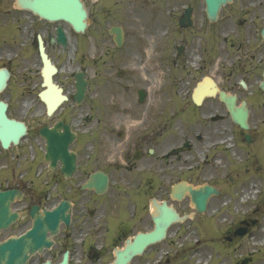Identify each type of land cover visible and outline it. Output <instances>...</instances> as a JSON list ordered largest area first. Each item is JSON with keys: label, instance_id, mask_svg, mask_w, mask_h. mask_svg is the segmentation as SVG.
<instances>
[{"label": "flooded vegetation", "instance_id": "af4514ba", "mask_svg": "<svg viewBox=\"0 0 264 264\" xmlns=\"http://www.w3.org/2000/svg\"><path fill=\"white\" fill-rule=\"evenodd\" d=\"M136 2L137 0H83L89 24L82 40L90 38L93 27L107 33L100 35L99 41L112 42L109 27L122 21L121 8L132 7ZM141 2L151 7L154 17L162 16L161 26L169 58L175 57L176 47L181 46L182 57L177 61L193 62L196 72L206 70L213 74L219 87L234 94L238 102L243 99L240 90L255 86L254 99H246L249 112L247 130L235 125L228 113V118H223L220 113L210 115L212 120L224 119L222 125L225 131L219 137L227 134L235 138L246 162L250 159L257 161L258 154L263 153L264 145V113L260 109L261 104L264 107V92L258 87L264 67V40L261 36L264 0H230L220 8L213 20L206 15L203 0ZM59 25L65 32L67 44L64 47L58 43ZM72 35V29L67 24L48 21L37 15L27 6V0H0L1 58L31 64L41 63L38 48L40 36L46 53L56 63L60 59V50L64 53L68 44L75 41ZM30 73L32 75L26 77V87L30 86L29 92L38 94L43 88L42 75L40 71L31 70ZM53 79L68 95V101L62 105L61 111L79 108L80 105L71 100L73 76L65 75L59 70ZM239 79L244 80L245 88L239 84ZM41 105L45 106L44 103H39ZM140 105L141 103H132V111L125 109L123 113H111L113 109L104 112L103 125H107V121H112L113 118L120 127L117 131L118 139L111 144L117 149L116 153L99 144L96 150L83 151L80 148L86 141L80 146L77 135L71 144L77 154V166L70 177L65 178L59 166L53 170L45 166L37 173L34 172L31 181L24 175L17 176L13 173L6 182L0 184V187L20 190L22 196L11 203V208L18 217L0 231V239L23 232L30 226L29 212L32 206L45 207L51 203L56 204L63 198L71 201L69 226L62 225L53 238L51 249L32 255L27 264H42L45 259L57 261L64 250H68L69 264H106L107 256L112 255L114 246L122 244L135 232L151 227L155 209L150 197L157 196L159 202L166 200L163 199L164 194L170 188L174 175L166 166L170 163L169 156L165 157L168 161L165 164L155 155L154 126L151 124L153 120L147 117L148 111L140 118L138 109L135 108ZM203 106L214 110L222 107L221 110L226 111L217 96L207 98L198 107L192 104L194 115ZM58 120L69 123L71 130L75 129L73 121L64 117L60 119L59 116L51 120L49 125L53 126ZM100 121L98 118L97 122ZM40 126L41 124L28 125V130L31 134L34 132V138L44 144L38 134ZM94 132L102 135L109 132V129L101 128L97 123ZM87 147L86 143L85 148ZM254 168L260 170L264 166L257 164ZM96 170H103L108 175L107 189L103 194H97L92 189H81L84 180ZM178 208L181 212L182 208L179 205ZM181 228H185L184 222L174 227L175 233H181ZM154 249L153 246L149 247L142 256L136 257L129 264H153L156 254H160V251L155 253Z\"/></svg>", "mask_w": 264, "mask_h": 264}, {"label": "rangeland", "instance_id": "374dc122", "mask_svg": "<svg viewBox=\"0 0 264 264\" xmlns=\"http://www.w3.org/2000/svg\"><path fill=\"white\" fill-rule=\"evenodd\" d=\"M145 9L131 8L132 12L135 13V17L127 24L129 36L119 50L111 45H97L100 43L98 40H90V43L87 44L86 42L84 46L80 45V43L71 46L70 55L59 59V61H62V64H64L62 70L66 68V72L77 69V66H80V68L85 66L87 68L86 74L91 79V84L86 103H88V105L91 104L90 107L92 109H82L84 106L83 104L77 110L72 111L68 109L63 112L60 111V114L66 116L72 113L74 117L78 119V122L80 121L81 135L87 134L84 131V119L87 118V120L90 121L91 128L94 127L95 115L102 109V106L96 104H104L111 108H121L123 107L121 104L137 102L136 89L143 88L148 96L146 99L148 102L147 109H154L155 125L161 126L166 122V126L162 127L163 130L155 136L157 147H159L162 152L166 150L167 147H165V145L168 144V141L173 140V136H175L181 127H185L193 134L199 129L201 133L206 132V136L204 137L206 140H214V138H216L215 129L220 126L222 120L216 123H204L200 122L201 120L198 123H188L187 120L193 119L195 116H192L188 111L179 115L172 111L177 119V124L173 121L169 123L170 111L169 113H165V109H173L175 103H183L189 99L190 93L186 94V87L189 86V88H192L200 76H198L197 73L193 74L191 72L190 74L182 70L177 72L176 69L173 68V70L169 67V64L164 60V46L160 39L161 37L158 36L154 38L155 40L149 39V35L153 33L154 25L152 23L150 24L148 18L149 12L147 8ZM127 10L129 11L128 7ZM92 31L94 30L92 29ZM159 32L161 31L156 30L155 34L158 35ZM133 35H135V37ZM94 37V34L91 33V38ZM7 65L11 69V76L8 79L7 88L0 94V99L6 98L8 94H11L9 100L10 115L17 119L26 120V122L32 126L44 121L48 122V118L40 115L42 108L39 106L36 107L34 104L32 105L34 95L32 93L27 94V92H22V88L26 86V77L31 75L29 72L31 68H22L23 62L20 60L7 63ZM38 66L39 65L33 66L32 68L36 70ZM192 68L193 67H191V69ZM118 71H122L120 76H117ZM169 73H171V77H168ZM53 118H55V116ZM202 120L204 121V119ZM116 128L115 123H112V138L109 140L104 138L106 150L111 149L110 144L115 140V137H117L115 134ZM189 132L187 137L191 138L194 144L189 151L183 153V159L180 162V170H186V177H190L193 184H198L202 179H197V174L193 175L196 173L195 169H187L195 165L192 161L196 160L198 157L197 152L204 147V144L200 145V143H196V140H194ZM19 149L23 152L26 150L25 147ZM35 150L36 153L40 152L37 150L36 146ZM210 152H212L211 147L209 153ZM27 159L28 157L20 154V160L18 159V162L14 161L11 164V161L8 160L9 162H6L7 159L3 158L2 153H0V166L4 163H7L8 166L16 167L29 165ZM238 160L239 158L233 159L232 163L236 166H241V164H238ZM230 163L231 161L229 159L222 158L220 162H214L217 170L206 167L207 173L212 172L215 175L217 180L213 183L217 184L222 191L220 195L212 196L209 201V207H217L215 214H218L219 224L216 223V225L219 230L216 229L215 231H217L218 234L229 226L228 224L231 220H237L242 215V210L246 209V205L253 206V204H259L263 209L258 215L264 216V179H259L255 174L250 172L238 178L236 181L229 182L228 175H230L229 179H231L240 173V170L233 169L234 165L230 166ZM243 170L246 171L245 169ZM183 175L184 174H182V176ZM210 175L211 174H207L206 177ZM246 179L249 180L245 183L251 180V183L255 184L253 190L258 189L259 191L251 192L246 200L242 202L239 201V196H237V194H241V192H239L240 190H237V186L238 183H242ZM256 179L260 181L258 186ZM261 183H263V185ZM248 186L249 184L246 185V189H249ZM225 200H227L226 204L223 203ZM185 211L187 214H192L194 212L188 197L185 199ZM208 214L210 213L206 212L203 216L196 214L194 218L188 219L186 221V234L171 240L169 246L172 252H174V255L171 257L174 264H204L203 260L208 257V245L216 246V249H219L218 252L221 250L223 253L222 256L218 255L221 256L220 263H218V260H214L210 264H229L232 259H237L240 255L247 254L249 251H252L253 257L260 256L258 250L254 252V249L261 247L264 242V217L261 218L260 224L251 231V235L254 236H246L243 238L237 250L232 255V253L226 251L223 245L225 243L222 240L217 243L210 242L212 239L208 233L210 231L215 233L214 228L216 225L213 227L211 224L200 221L202 220L201 217H208ZM223 217H225V219H223ZM199 221L206 224V227L203 228V225L200 224ZM259 241L261 243H257ZM197 251L202 253L195 255V258L201 256V261L203 262L200 261L198 263L196 262L197 259H191V253ZM216 256L217 255H215V257ZM215 257H212V259ZM221 260H223L222 263ZM186 261H190V263H186ZM262 262L264 263V257L262 258Z\"/></svg>", "mask_w": 264, "mask_h": 264}, {"label": "water", "instance_id": "95a60500", "mask_svg": "<svg viewBox=\"0 0 264 264\" xmlns=\"http://www.w3.org/2000/svg\"><path fill=\"white\" fill-rule=\"evenodd\" d=\"M205 1L207 4L208 12L209 14L212 15L215 14V11L220 6V4L226 0H205ZM33 2L35 9H37L39 14H41L44 17L50 19L62 18L68 21L77 31L82 30L85 26V22H84L85 11L82 7V3L79 0H34ZM115 32H116L115 41L117 45H120L121 43L120 33L118 30H115ZM263 33H264V28H263ZM44 62H45L44 71H50V70L54 71V68L51 65H48V62H46V60H44ZM7 77H8L7 70L0 69V90L5 86V81ZM77 78H78V82L76 84L77 93L75 94V97L77 101H80V98L83 95L84 82L80 80L79 76H77ZM49 93L46 92L41 94L42 98L46 102H48V107H47L48 113L51 112L61 101V98H63L61 94H56L55 99L50 100L47 95ZM4 108L5 105L2 102H0V141L3 146H6L9 143V141L17 142L20 135L24 133L25 127L22 122L7 119L4 114ZM233 114H234V118L241 124L243 121L244 113L241 115L235 113ZM57 129L58 127L55 126L52 129L44 128L43 130H41L42 135L45 136L48 143L46 158H50L52 163L57 157H60L58 154L57 156H55L56 154L55 145L62 142V144L66 147L67 142L70 139V135L68 132H66L64 136H61L62 134H60L57 131ZM63 145L61 146L62 148H60L58 145L57 151L65 152L66 148L65 147L63 148ZM52 146H54V148ZM49 147H51V150ZM60 159L62 160L65 167L67 165L68 167L73 168L72 155L70 157H61ZM69 170L67 169V172ZM186 189L189 191L191 195V199L195 203L196 209L199 211L203 210L205 200L208 194L213 192V190L210 187H205L204 189H200V190H194L190 187H187ZM11 197H12V193L8 191L5 193H0V227L6 225L8 221L12 217H14L12 214L9 213V209H8V202L11 199ZM65 207L66 205H62V209H65ZM55 213H56L55 210L45 211L43 215L44 218L36 217L33 228L29 230L26 234L18 237L9 238L3 242H0V264H24L29 254H31L35 249L40 250L42 246L49 245L50 242L46 237V234L47 231H49L50 233H54L56 231L58 219H55L56 218ZM61 217L65 220V222L68 221V217L66 214L62 215ZM176 217L177 215L170 209L166 207L162 208L161 214L155 217L156 228H157L156 236L151 239L159 238L158 236H162L165 227L168 225L170 221L174 220ZM130 250L131 248L128 251ZM127 252H125L124 254L126 255ZM128 256L129 255H127V257ZM60 264H65V262H61Z\"/></svg>", "mask_w": 264, "mask_h": 264}]
</instances>
